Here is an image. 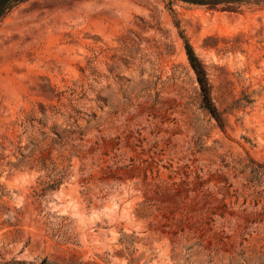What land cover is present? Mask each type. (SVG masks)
I'll return each mask as SVG.
<instances>
[{"label": "rangeland", "instance_id": "rangeland-1", "mask_svg": "<svg viewBox=\"0 0 264 264\" xmlns=\"http://www.w3.org/2000/svg\"><path fill=\"white\" fill-rule=\"evenodd\" d=\"M13 261L264 264V3L24 0L0 20Z\"/></svg>", "mask_w": 264, "mask_h": 264}, {"label": "trees", "instance_id": "trees-1", "mask_svg": "<svg viewBox=\"0 0 264 264\" xmlns=\"http://www.w3.org/2000/svg\"><path fill=\"white\" fill-rule=\"evenodd\" d=\"M24 0H0V20L9 13L15 6L22 3ZM181 1L190 5L205 7L210 10L238 12L243 6L251 7L259 6L264 3V0H173ZM186 56L192 71L195 74L196 82L199 86L202 104L208 113L218 122L217 110L210 96V88L205 70L193 52L191 46L185 44ZM10 264H26L23 261H13Z\"/></svg>", "mask_w": 264, "mask_h": 264}]
</instances>
